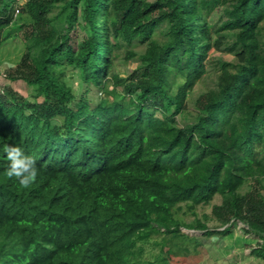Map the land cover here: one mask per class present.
Wrapping results in <instances>:
<instances>
[{"label":"trees","instance_id":"1","mask_svg":"<svg viewBox=\"0 0 264 264\" xmlns=\"http://www.w3.org/2000/svg\"><path fill=\"white\" fill-rule=\"evenodd\" d=\"M20 1L0 0V51L23 32L6 76L36 92L0 90V264H173L191 242L204 249L182 228L210 238L240 223L264 260V0H232L219 27L208 18L221 0ZM135 43L146 46L126 51L137 68L111 75L115 54ZM223 46L236 61L221 63L217 87L189 114ZM184 114L192 120L180 125ZM4 144L35 160L28 187L6 174ZM216 196L223 230L179 217Z\"/></svg>","mask_w":264,"mask_h":264},{"label":"rangeland","instance_id":"2","mask_svg":"<svg viewBox=\"0 0 264 264\" xmlns=\"http://www.w3.org/2000/svg\"><path fill=\"white\" fill-rule=\"evenodd\" d=\"M152 1V0H149ZM232 0H221L217 2L214 9L211 11L209 21L216 25L221 26L222 22L226 20L224 9L231 3ZM25 0L20 1V5H24ZM59 9L55 10L53 15L57 14ZM22 15L16 13L17 22L20 21ZM26 21V18H24ZM62 26V25H60ZM26 30V29H25ZM77 34L74 35L77 39V44L81 43L84 38V32L82 29H76ZM15 33H17L15 31ZM226 32L214 33V39ZM22 34V35H21ZM23 32L20 36L8 47L6 46L0 51V90L9 94V89L18 95L27 98L30 101H35V88L28 86L24 81H12L7 78V70L16 65L20 57L23 54L25 47V40L23 38ZM156 36L163 40L164 36L160 30L157 31ZM264 39V38H263ZM226 46V45H225ZM223 46L222 50L214 48L207 58V71L208 73L203 79L194 87L193 91L188 98L189 114L195 113V100L203 92L211 89H215L218 85L219 78L221 76V63H235L236 59L234 54L226 51V47ZM146 46L140 43H135L132 47H124L122 50L115 54L113 60V67L111 69L112 74H118L120 78H125L133 72L139 65L138 57L128 59L126 57L127 50H133L135 53H142L145 51ZM74 86L77 85V80H73ZM110 99H112L110 97ZM184 114L178 117L180 125H183L192 120V115ZM222 203L221 196H216L215 199L208 205L198 206L194 211L188 209L186 205H183L182 211L179 212V217L182 218L185 223L192 224L196 220L204 221L210 229L223 230L220 221L213 214V207ZM207 218V219H206ZM243 224H239L233 229L232 235L222 236L217 235L213 237L203 236V232L199 230L183 228V232L189 237L197 239L203 246L206 253H203L202 248H197L192 242L188 246V251L177 252L173 255V264H264V260L256 257L252 254V247L257 246L259 239L255 238L252 234H247L243 231ZM152 242L145 246V257L152 259L155 255L160 253V249L155 245L156 242L162 241V236L154 237ZM248 243L251 245L249 246ZM168 247L164 249L167 251ZM201 256V257H200Z\"/></svg>","mask_w":264,"mask_h":264},{"label":"clouds","instance_id":"3","mask_svg":"<svg viewBox=\"0 0 264 264\" xmlns=\"http://www.w3.org/2000/svg\"><path fill=\"white\" fill-rule=\"evenodd\" d=\"M2 152L7 160L6 174L9 177H14L24 187L34 182L38 167L31 155L26 154L22 147L10 144H4Z\"/></svg>","mask_w":264,"mask_h":264}]
</instances>
